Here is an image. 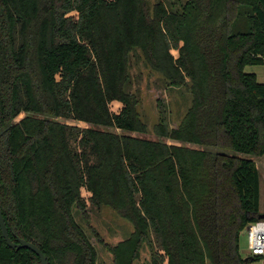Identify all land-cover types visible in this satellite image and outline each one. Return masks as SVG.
Here are the masks:
<instances>
[{
    "label": "trees",
    "instance_id": "16d2710c",
    "mask_svg": "<svg viewBox=\"0 0 264 264\" xmlns=\"http://www.w3.org/2000/svg\"><path fill=\"white\" fill-rule=\"evenodd\" d=\"M137 50L165 86L189 83L191 106L176 128L157 102L158 140L143 137L138 94L128 90ZM263 64L264 0L177 9L160 0H0V210L10 239L32 242L48 264H96L73 214L88 221L86 188L92 206L133 225L108 247L113 264H133L153 238L166 264L258 262L241 257L238 237L259 220L260 174L239 155H264V83L244 72ZM0 264L40 260L9 247L0 230Z\"/></svg>",
    "mask_w": 264,
    "mask_h": 264
},
{
    "label": "rangeland",
    "instance_id": "374dc122",
    "mask_svg": "<svg viewBox=\"0 0 264 264\" xmlns=\"http://www.w3.org/2000/svg\"><path fill=\"white\" fill-rule=\"evenodd\" d=\"M147 7L151 8L152 5L159 0H145ZM164 2L167 7L169 4H174V8L177 9L186 0H160ZM71 16L76 17V13H71ZM137 52V56L133 53L131 56V85L128 88L133 93L138 94L137 109L141 120L147 125V132L143 135L144 138L149 140H158L153 133V126L158 122L159 114L157 109V102L163 104L166 108V116L168 125L170 128H176L183 118L184 114L191 106L192 97L188 89L189 83L184 87H167L162 81V77L149 69L143 64V58H140V51ZM174 57H177L175 50L171 51ZM139 56V57H138ZM245 73L254 74L256 80L259 83H264V64L263 65H247L244 68ZM109 110L112 113H119L122 104L118 101H112L109 105ZM24 114H21L16 120H19ZM61 123L78 126L79 128H87L88 124L73 120L58 118ZM118 134H128L132 136H139L137 133H127L120 129H117ZM168 144H177L175 141L162 139ZM196 147V146H194ZM196 148H199L198 146ZM255 162L259 174H260V205L259 209L264 212V155L251 156V155H239ZM83 199L86 201L85 214L88 216V221H85L76 210H73L74 218L78 224H80L87 232L91 243L95 247L97 259L96 264H113V258L108 250L109 246H114L118 242L127 239L133 232V225L120 217L112 209L108 207H94L89 202L90 193L86 188L81 189ZM88 227V228H87ZM92 231H95L98 235V239L93 236ZM239 253L243 259L250 256L248 250V235L241 232L238 237ZM163 252L158 244L152 239V250L144 244L141 247L139 258L133 264H154L153 260L157 264H166L161 262ZM262 261L254 262L253 264H262ZM207 264H210L207 262Z\"/></svg>",
    "mask_w": 264,
    "mask_h": 264
},
{
    "label": "built area",
    "instance_id": "2783aa9c",
    "mask_svg": "<svg viewBox=\"0 0 264 264\" xmlns=\"http://www.w3.org/2000/svg\"><path fill=\"white\" fill-rule=\"evenodd\" d=\"M248 250L252 258H260L264 264V219L248 225Z\"/></svg>",
    "mask_w": 264,
    "mask_h": 264
},
{
    "label": "water",
    "instance_id": "95a60500",
    "mask_svg": "<svg viewBox=\"0 0 264 264\" xmlns=\"http://www.w3.org/2000/svg\"><path fill=\"white\" fill-rule=\"evenodd\" d=\"M259 220H263L264 219V213H260L258 216ZM0 230L2 233V236L4 238V240L6 241V244L14 249H21V248H25V249H29L31 251H33L39 258L40 260V264H48L45 255L41 252V250L32 242H28L26 240L23 239H18L17 242H13L9 235H8V230L6 227V224L4 222L1 210H0ZM244 233H246V230L243 231Z\"/></svg>",
    "mask_w": 264,
    "mask_h": 264
},
{
    "label": "crops",
    "instance_id": "0c3cea01",
    "mask_svg": "<svg viewBox=\"0 0 264 264\" xmlns=\"http://www.w3.org/2000/svg\"><path fill=\"white\" fill-rule=\"evenodd\" d=\"M256 167H257V166H256ZM259 210H260V209H259ZM260 212H261V213H264V212H262L261 210H260ZM258 262H259V261H258Z\"/></svg>",
    "mask_w": 264,
    "mask_h": 264
}]
</instances>
